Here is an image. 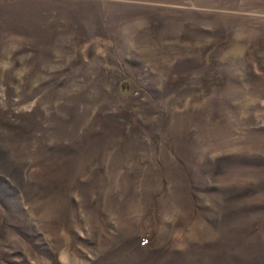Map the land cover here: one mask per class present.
<instances>
[{"label": "rangeland", "instance_id": "374dc122", "mask_svg": "<svg viewBox=\"0 0 264 264\" xmlns=\"http://www.w3.org/2000/svg\"><path fill=\"white\" fill-rule=\"evenodd\" d=\"M0 264H264V0H0Z\"/></svg>", "mask_w": 264, "mask_h": 264}]
</instances>
